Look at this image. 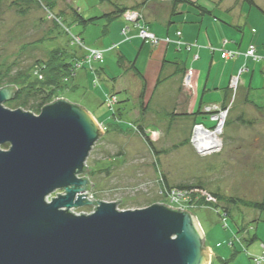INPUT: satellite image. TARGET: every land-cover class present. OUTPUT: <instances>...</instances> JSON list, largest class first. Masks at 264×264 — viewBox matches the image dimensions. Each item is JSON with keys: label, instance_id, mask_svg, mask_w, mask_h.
Instances as JSON below:
<instances>
[{"label": "rangeland", "instance_id": "rangeland-1", "mask_svg": "<svg viewBox=\"0 0 264 264\" xmlns=\"http://www.w3.org/2000/svg\"><path fill=\"white\" fill-rule=\"evenodd\" d=\"M48 1L53 4L54 11L64 17L65 27L73 35H79L88 47L104 50L103 60L76 69L65 82L64 90L57 91L52 100L65 98L82 105L94 115L104 132L86 165L92 169L85 176L94 184L88 192L90 200L115 202L121 199L117 203L120 210L142 209L154 203L177 207L161 193L157 164L171 186L202 185L206 191L220 192L228 197L264 200V0H255L256 5L245 0H192L210 9L217 21H224L227 32L222 35L223 39L237 44L242 42L241 52L252 45L262 57L256 61L239 56L231 62H222L216 57L211 66L210 52L200 54L201 66L196 67L204 77L195 82L193 88L184 87L193 90L195 105L207 79V92L215 94V87L226 88L239 69H248L240 79L236 103L225 129L224 147L221 152L205 157L197 155L189 143L180 145L189 138L193 127L189 121L179 118L182 115L157 106L149 109L148 104L142 108L136 103L144 78L146 102L161 105L166 100V97L161 99L163 93L173 88L176 80L173 79L180 73L166 74L164 71L160 74L164 59L170 61L174 57L186 61L189 54L177 51L175 44L167 47L161 42L153 47L149 40L143 44L137 37L109 51V47L123 37L120 27L125 22L122 16L113 22L104 16L111 11V2L129 8L140 6L137 10L145 21H152L146 27L157 38H167L168 34L173 38L177 30H182L185 41L191 43L197 38L204 17L199 8L183 2L179 4L177 15L170 16L172 0ZM74 10L86 19H98L85 27L75 20ZM234 21H239L240 28L233 26ZM55 23L46 19L42 7L35 2L15 4L13 0H0V88L15 85L24 89V95L12 105L5 103L8 109L20 107L37 114L34 110L39 98L28 90L36 78L40 80L34 82L36 87L47 86L43 81L48 78V68L45 67L47 72L42 69L43 62H48L57 50L83 55V50L72 42L71 33ZM131 30L130 35L138 33L134 24ZM133 62L141 75L131 68ZM112 94L117 100L110 106ZM211 98L221 102V96L219 100L215 96H205L204 103H209ZM118 108L121 113L113 118ZM139 124L143 125L156 149L162 152L159 157L153 154L139 132ZM176 145L179 146L173 148ZM8 148L9 145L4 149ZM61 192L52 194L49 200ZM201 195L194 198L192 204L198 197L200 201L190 210L197 216L206 246L211 249V264H256L255 258L264 254V211L237 207L231 208V215H225L222 208H215L213 201ZM221 205L226 206L224 202ZM94 208L92 205L72 211L89 214ZM241 228L244 230L240 231ZM255 234L257 240L249 245L247 239Z\"/></svg>", "mask_w": 264, "mask_h": 264}, {"label": "water", "instance_id": "water-1", "mask_svg": "<svg viewBox=\"0 0 264 264\" xmlns=\"http://www.w3.org/2000/svg\"><path fill=\"white\" fill-rule=\"evenodd\" d=\"M14 86L0 89V264H211L192 211L90 200L85 174L104 133L98 120L65 98L39 114L8 109ZM92 205L89 214L72 211Z\"/></svg>", "mask_w": 264, "mask_h": 264}, {"label": "built area", "instance_id": "built-area-1", "mask_svg": "<svg viewBox=\"0 0 264 264\" xmlns=\"http://www.w3.org/2000/svg\"><path fill=\"white\" fill-rule=\"evenodd\" d=\"M33 2L39 4L42 7V10L45 12V17L47 20L56 22L61 27L65 28L68 33H71V30L68 27H65V23L59 15H57L51 8L44 2V0H32ZM122 19L124 20V26L121 29L122 35L125 40L129 39V30L131 24L138 29V36L143 40H149L153 46H157L162 40L167 43H175L176 46L180 49L186 47L188 50L193 47H200L198 44H188L181 40L182 32L178 31V39L172 40L170 38L160 39L146 27V25L140 22L141 19H144V16L139 10L129 9L123 15ZM72 42L76 43L83 50V57L80 61H77L75 68L84 67L85 65L91 66L94 61H101L104 58V50L95 47H88L84 44L83 39L79 35H73L71 33ZM116 45L109 49H114ZM214 50V48L211 47ZM221 56L225 61L234 60L239 56H244L246 58H252L253 60L260 61L261 56L258 55L257 50L254 46H250L245 52L239 50H227L223 47L220 48ZM198 55H194V60L198 59ZM248 69L243 67L239 69L238 74L233 76L229 83L230 95L227 100L221 104L218 103H209L205 104L202 108L203 112L207 114L209 123L205 122H195L193 124L191 133H190V145L194 149L197 155L205 157L212 154H216L222 151L224 147V134L227 126L228 118L231 114V111L236 103V97L239 92V83L241 76L246 73ZM196 76V70L193 67L186 69L183 77V86L186 88H193L194 79ZM116 96L112 95V98L109 100V105L112 106L116 102ZM154 133V132H153ZM206 195L208 201H214L206 191H201L198 188L192 190H181L174 188L167 193L165 196L167 201L177 206V208L190 210L193 208L200 200L199 197L194 198L198 195ZM202 198V195L201 197ZM197 202V203H196ZM174 207V206H173ZM264 248V244H263ZM256 264H264V254L262 257L255 258Z\"/></svg>", "mask_w": 264, "mask_h": 264}, {"label": "trees", "instance_id": "trees-1", "mask_svg": "<svg viewBox=\"0 0 264 264\" xmlns=\"http://www.w3.org/2000/svg\"><path fill=\"white\" fill-rule=\"evenodd\" d=\"M21 1L25 2V3L33 2L32 0H13V2L15 4L19 3ZM45 1L47 2L48 6L51 8V10L54 11L53 4L48 0H45ZM108 1H110V0H108ZM172 1H173V3H172L171 10H170V16L177 15L179 4H181L183 2H188L190 4H193L197 8H199L202 15H206V14L212 15V13H213L210 9L204 7L203 5H200L199 2H195L192 0H172ZM245 1H248L250 3V5H256L255 0H245ZM111 4H112L111 11L105 13V15H104L110 22H113L117 18H120L127 10H129V9L137 10L138 7H140V6H135V7L129 8L128 6H120L114 2H111ZM55 13L57 14V12H55ZM57 15H59L64 22V17L61 14H57ZM74 17L78 23L83 24L85 27L91 23H94L98 19V17L86 19L77 10H74ZM55 25L58 26L56 23H55ZM82 57H83V55L80 56L76 52H73V54H70L67 52L65 53V52H62L60 50H57V51L53 52V54L51 55L50 60L48 62H43L44 68H42V69H44V71L46 70V72H47V68H48V72L46 73V77H48V78L45 81H43V83H45L47 86H37L36 87V84H34V82H38V83L40 82V80L36 78L35 81L31 82L32 85L30 86V89L28 90L29 92L32 91L31 93L34 96L39 98V104L37 105V108L34 110L37 114L40 113L43 106L52 102L57 91L59 92L61 90H64V88L66 87V84H67L65 82L68 80V78L70 76H72L73 72L75 74V71H76L75 64L77 61H80L82 59ZM122 59H124V57H122ZM45 67H47V68H45ZM131 68H133L135 71L138 72L135 62L131 63ZM138 73H140V72H138ZM41 83H42V81H41ZM16 88L18 89V93L16 94V97L13 99V101L7 102L6 105H12V103L15 100L19 99L20 97H22L24 95V89L19 88V87H16ZM145 88H146V84L144 83L143 88H142L140 95H139V101H140V105L142 108L147 107V104L143 101V98L145 95ZM112 95H114V94H112ZM120 111H121V108H119L117 111H115L113 113V118L118 117V113H121ZM197 113H199V111ZM241 121H243V123H249L248 121H244V120H241ZM227 125H228V122H227ZM138 129H139V132L145 137L146 142L149 145L153 154H155L159 157V155L162 152L160 150L156 149L153 141L150 140L149 134H146L143 125L139 124ZM187 143L190 144V136H189V138H187L185 140V142H183L180 145H184ZM178 146L179 145L173 146V148H176ZM7 147H8V145L4 146V148H7ZM157 170H158V177H159V185H160L161 193L163 194V196H166L167 193L174 188L181 189V190H192V189L198 188L201 191H206L205 187L202 185L194 186V185L180 184L178 186H171L166 174L161 171L158 164H157ZM206 192L211 197H213V199L215 201V202L213 201L214 207L215 208H222L223 211L225 212V215H231L232 214L231 208L234 209L237 207L253 208V209L264 211V200L254 201V200H248V199L238 198V197H233V196L228 197V196L221 194L220 192H215V191H206ZM222 202L225 203V205H226L225 207L221 205ZM242 230H244V228L240 229V231H242ZM257 238L258 237L256 234L254 236L248 238L247 239L248 244L250 245L251 243L256 241Z\"/></svg>", "mask_w": 264, "mask_h": 264}, {"label": "crops", "instance_id": "crops-1", "mask_svg": "<svg viewBox=\"0 0 264 264\" xmlns=\"http://www.w3.org/2000/svg\"><path fill=\"white\" fill-rule=\"evenodd\" d=\"M203 16L204 17L202 18L201 25H200V28L198 30L197 38L196 39L194 38L195 40L193 39V42H191V43L186 42L184 39V34H183L182 30H177V32L178 31L182 32V36L180 38L183 42L188 43V44H198L200 47H193L190 50H188L186 47H182L180 49L177 48V51H185V53L189 54L188 59L186 61H181L182 59L180 60L178 58L173 57V58H170V61L164 59L162 65H161L160 74L164 71L166 74H170L172 72H180L173 79V80H175V79L176 80H175L173 88L172 87L170 88L172 91L170 89H168L167 92L163 93L161 99L166 97V100H164V102H162L161 105H152L150 102H148V103L146 102V100H145L146 93H145L144 98H143V101L149 105V109L151 107H152V109H154V107H156V106L159 108L162 107L163 110H168V111L177 113L179 115H182L179 118L186 120V121H189L190 123H192V125L198 121L209 123L207 114H205L202 110L203 106L205 104H209V103L221 104V103L225 102L227 100V98L229 97L230 88H229V84H228V86L226 88H220L219 87V89H218V87H215V90H217L215 94L208 93L207 92L208 79H207V82L205 84V88H204L203 92L199 93V97H198L197 102H196L197 105H195L194 104L195 99L193 97L194 96L193 90H186L183 86V77H184V73H185L186 69L189 67H193L194 69H196V76L194 79V85H195V82L201 81L204 77V73L202 71H200V69L198 70V68L196 67V66H198V67L201 66L200 54L203 51H206V52L209 51L210 52V54H211V66H212V63L215 61L216 57H219V59L222 60V62L234 61V60L225 61L222 58L221 51H220L221 47H223L224 49H227V50H239V51L243 50L242 49V44H243L242 42L237 44V43H235L231 40H228L226 38L223 39L222 35L227 32L224 21L219 22V21H217V19L215 17H213L212 15L209 16L208 14L203 15ZM206 19L208 20V22H205ZM143 22L147 26V24L151 23L152 21L146 22L145 19H143ZM205 23L207 25L204 27ZM232 24H234L233 26L240 28L239 21H234ZM124 25L125 24L122 23V25L120 27V35L121 36H123L121 29ZM154 25H156V24H154ZM237 25H239V26H237ZM131 31L132 30H131V26H130L129 32H131ZM129 32H128L129 39L125 40V38L123 36L122 38H120L119 41H117V43H115L116 47L114 49H110L109 51H113V50L117 49V47L121 46L122 44H124L126 42H130V41L134 40L136 37L140 39V37H138V33L135 35H130ZM177 32L174 34L173 38H171L169 34L167 35V38H170L172 40H177L179 38L177 35ZM213 36L215 37V42H213ZM145 42L146 41L143 40V44ZM161 42H165L167 44V47H169L172 44H175L173 42L167 43L166 41H163V40ZM161 42L158 45H160ZM111 47H113V46H110L109 48H111ZM153 47H155V46H153ZM211 47L214 48V50L211 49ZM167 55L168 54H166L165 56H167ZM194 55H198L199 56L198 59L194 60ZM239 58L244 59L243 56H240ZM85 66H89V65H85ZM137 70H138V72H140L138 68H137ZM209 71H210V68H209ZM138 72H137V75H141V72L140 73H138ZM238 72H239V70L237 71V74H238ZM113 81H116V78H114ZM144 83L146 84V82L143 78V83L141 84L142 87H143ZM142 87H141V90H142ZM141 90H140V92H141ZM169 91H171V92H169ZM140 92L138 93L137 99H136L137 100L136 103L139 105H140V101H139ZM205 96H207L208 98L210 96H215V97H218V100L221 96V98H220L221 102L212 101V100H214V98H211V99H209V101H210L209 103H204ZM198 111H199V113H197Z\"/></svg>", "mask_w": 264, "mask_h": 264}, {"label": "flooded vegetation", "instance_id": "flooded-vegetation-1", "mask_svg": "<svg viewBox=\"0 0 264 264\" xmlns=\"http://www.w3.org/2000/svg\"><path fill=\"white\" fill-rule=\"evenodd\" d=\"M15 97H16V95H15ZM11 101H13V100H11ZM8 102H10V101H8ZM7 103V102H6ZM5 145H8V144H5ZM5 145H3V146H5ZM3 148V147H2ZM4 149V148H3Z\"/></svg>", "mask_w": 264, "mask_h": 264}]
</instances>
